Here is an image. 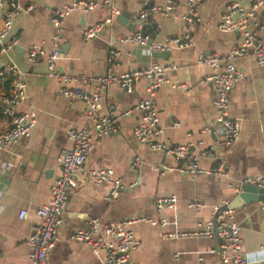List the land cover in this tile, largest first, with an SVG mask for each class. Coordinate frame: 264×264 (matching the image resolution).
Wrapping results in <instances>:
<instances>
[{
    "label": "crops",
    "instance_id": "crops-1",
    "mask_svg": "<svg viewBox=\"0 0 264 264\" xmlns=\"http://www.w3.org/2000/svg\"><path fill=\"white\" fill-rule=\"evenodd\" d=\"M79 1L90 0H21L24 10L16 17L8 37L16 41L1 55L2 60L13 61L23 69L26 98L15 108L33 110L36 125L31 136L20 138L21 147L14 164L0 172V264L28 262L26 238L36 222V208L50 197L51 184L60 170V149L69 143L67 129L90 124L94 117L112 113L117 115V128L93 138V148L83 169L77 172L79 183L71 191L54 245L47 253L48 264H103V249L94 252L72 234L85 228L91 218L115 223L138 213L163 219L165 223L134 224L140 241L132 255L137 264H196L198 254L207 263H218V236L164 238L162 232L193 229L197 221L210 218L215 207L229 203L237 193L235 187L244 178L264 176V65L258 66L250 57L233 59L242 71L231 89L229 103L230 114L242 122L238 137L229 146H221L218 142L221 134L205 130L217 124L212 104L216 86L213 81L204 80L211 68L196 63V53H224L239 41L238 31H222L217 26L219 14L232 0H200L201 20L194 23L177 17L185 10L184 0H174L175 7L170 14L156 12L148 16L146 22L155 25L148 33L149 39L161 40L166 35L186 31L195 36V48L172 49L167 56L154 55L158 50H151L147 45L122 43L114 45L118 53L115 63L110 64L108 39L114 33L133 29L131 14L139 7L140 0H113L118 12L98 36L90 39L83 37V29L109 16L111 7L106 4L88 9L76 7L63 18L58 40L59 70L73 77L70 85L88 90L95 86L96 75L107 71L128 70L156 61L175 62L177 68L168 71L167 81L154 94L161 128L158 138L170 145L188 143L191 150L199 147L200 140L206 146L216 147L227 161L228 174L222 179L213 173L191 176L181 172L175 168L179 161L172 155L154 150L134 136L133 126L139 112H123L148 95L146 79L137 80L130 92L118 83L108 85L102 91L100 107L91 116L83 108L75 107L81 99L59 91L61 82L48 74L44 56L37 55L32 61L27 58L30 45L42 42L49 49L55 41L51 10ZM236 1L245 10L257 2ZM27 5H31L28 10ZM124 13H129V17ZM254 16L249 18V28H254L257 20L264 21V3L255 7ZM259 37L264 40V29L259 31ZM0 91L5 94L9 89L0 87ZM0 107V131H3L8 128L9 118L2 112L3 106ZM216 162L214 158L201 157L199 163L210 168ZM162 163L171 168L161 167ZM90 167H111L122 178L123 187L116 197L107 198L106 183L93 184L87 179ZM170 193L177 197L174 208L158 210L156 198ZM21 208L28 213L24 218L18 215ZM234 209L245 251L256 257L264 256L263 203L255 201ZM253 264H264V261Z\"/></svg>",
    "mask_w": 264,
    "mask_h": 264
},
{
    "label": "built area",
    "instance_id": "built-area-1",
    "mask_svg": "<svg viewBox=\"0 0 264 264\" xmlns=\"http://www.w3.org/2000/svg\"><path fill=\"white\" fill-rule=\"evenodd\" d=\"M200 0H184L185 10L177 17L186 22H198L201 20L199 12ZM264 0H257L250 9L245 10L238 1L232 0L225 5L219 14L217 26L222 31H238L239 41L232 44L224 53L216 51L197 52L196 63L207 65L211 72L204 76V80L213 81L216 86V95L212 99L216 125L206 128L208 132L215 135L219 132L218 140L221 146H229L239 135L242 127L241 119L232 116L229 112L230 92L233 86L242 76L239 66L233 61L235 57L253 58L258 66L264 65V40L259 37V31L264 29V21H256L254 28H249V18H255L254 9ZM106 4L111 7V13L98 21L92 22L83 29V37L90 39L111 23L112 17L118 12L113 6V0H90L72 2L53 8L50 13V20L56 28L53 35V44L46 49L44 44H32L27 49V58L32 61L37 55L45 57L48 74L56 77L61 84L59 91L65 95L85 100L90 105L88 114H92L102 103V91L112 83L124 86L127 91H132L135 82L141 78L146 79V90L148 95L140 98L133 107L123 112L126 114L131 110L139 112V118L133 126L134 136L148 147L172 155L179 164L176 169L188 173L191 176L200 173H213L219 178L227 176L226 158L224 154L218 153L216 147L206 146L200 140L199 147L191 150L188 143L167 144L158 138L161 131L159 127V114L154 101V94L158 87L167 81L168 71L176 69L175 62H151L143 66L130 68L123 71H107L95 77V86L86 89L83 86L70 85L73 77L63 74L58 68L57 60L60 57L58 40L61 37L62 20L76 7L88 9L97 5ZM175 7L174 0H140L139 7L131 14L134 27L128 32L114 33L108 39L111 46L108 50L110 64L115 63L118 50L115 44L133 43L147 45L151 50H172L183 48H195L197 45L195 36L190 32L171 34L164 36L161 40L149 39L148 34H142L141 27L146 18L156 12L170 14ZM31 5H27L26 10ZM24 10L21 0H0V59L2 53L11 49L16 39L10 36L16 17ZM0 66V81L8 78L10 80L9 91L3 94L0 91V105L2 112L8 116L9 125L0 131V172L14 164L21 146L20 138L29 137L36 125L35 112L31 109L17 110L15 106L26 98V82L23 77V69L15 62L2 60ZM83 80L84 75L81 76ZM177 85V84H175ZM117 128V115L104 114L94 117L90 124L72 126L67 129L69 143L63 146L59 152L60 170L50 187V197L46 202L41 203L35 210L36 222L31 233L26 238L28 245L27 263H6V264H48L47 253L54 245L58 226L62 222L66 204L70 198L71 191L79 183L78 170L83 169V164L93 148V138L104 136L114 132ZM201 157H210L217 160L210 168L200 165ZM138 159V158H137ZM139 160V159H138ZM136 160V161H138ZM135 161V162H136ZM163 168H171L164 163ZM88 177L93 184L106 183L108 185L107 198L117 196L120 188L123 187V180L115 175L111 167H90L87 170ZM244 183H253L264 187V176L244 178L235 188L236 192L241 189ZM177 197L174 193L158 196L155 200V207L158 210L163 208H174ZM263 206H264V202ZM198 206V204H197ZM27 210L21 208L18 212L20 218L27 216ZM139 222L150 224H164L165 220L155 219L143 213L133 214L119 222L104 223L99 218H91L85 228L76 230L72 236L91 246L94 252L104 250L103 264H137L132 259L133 252L140 246L133 226ZM216 235L220 238L218 263H207L203 256L198 254L196 264H253L264 261V256L252 255L245 251L244 239L241 233V226L235 217V209L227 202L215 207L213 215L205 221H197L194 228L183 231H164L162 237H198ZM261 242L264 243V240Z\"/></svg>",
    "mask_w": 264,
    "mask_h": 264
},
{
    "label": "water",
    "instance_id": "water-1",
    "mask_svg": "<svg viewBox=\"0 0 264 264\" xmlns=\"http://www.w3.org/2000/svg\"><path fill=\"white\" fill-rule=\"evenodd\" d=\"M129 13H124V16H126L127 18L129 17ZM131 26H134L133 23H131ZM152 26H155L154 23L150 24V23H144L141 27V32L142 34H148L151 29ZM16 47V46H15ZM167 54H169V50H158V51H154V55L156 56H167ZM2 65V62L0 60V66ZM75 107L79 108L80 110L83 108L84 109V113H88L89 109H90V105L88 104V102H86L85 100H79L75 103ZM255 201H261L264 202V187H259L256 184L253 183H244L241 186V189L231 198L230 202L228 203V205L232 208H239L242 207L248 203L251 202H255ZM216 226L214 227V236L216 235ZM220 240V238H219Z\"/></svg>",
    "mask_w": 264,
    "mask_h": 264
},
{
    "label": "trees",
    "instance_id": "trees-1",
    "mask_svg": "<svg viewBox=\"0 0 264 264\" xmlns=\"http://www.w3.org/2000/svg\"><path fill=\"white\" fill-rule=\"evenodd\" d=\"M0 87H2L3 89H9L10 87V80L8 78H5L3 80L0 81ZM0 114H1V107H0Z\"/></svg>",
    "mask_w": 264,
    "mask_h": 264
}]
</instances>
